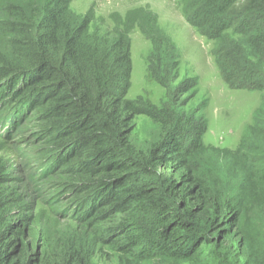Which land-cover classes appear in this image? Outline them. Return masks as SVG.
<instances>
[{
	"label": "trees",
	"instance_id": "trees-1",
	"mask_svg": "<svg viewBox=\"0 0 264 264\" xmlns=\"http://www.w3.org/2000/svg\"><path fill=\"white\" fill-rule=\"evenodd\" d=\"M235 1L183 0V11L218 36ZM71 2L0 0V104L8 105L0 140L12 149H0V264H90L104 246L126 264H264V168L241 145L219 149L201 135L185 144L172 108L162 112L159 142L137 147L131 138L137 116L158 119L127 97L130 28L154 45L148 78L170 92L178 69L156 15L131 10L106 30ZM253 6L264 0H248V15ZM258 19L242 20L240 46L217 59L229 61L234 88L264 89ZM209 153L233 159L242 181L223 185L202 159Z\"/></svg>",
	"mask_w": 264,
	"mask_h": 264
},
{
	"label": "rangeland",
	"instance_id": "rangeland-1",
	"mask_svg": "<svg viewBox=\"0 0 264 264\" xmlns=\"http://www.w3.org/2000/svg\"><path fill=\"white\" fill-rule=\"evenodd\" d=\"M247 4L248 0H236L230 4L226 8L230 21L226 26L222 25L225 27L218 36L215 33L210 36L186 18L183 0H72V11L77 14L92 11L96 18L103 20L106 30L114 27L115 18L122 21L131 10H148L156 15V25L161 33L174 44L173 57L176 56L178 69L173 88L168 92L162 84L147 76L148 56L154 45L137 25L128 31L131 72L127 97L142 104L144 109H148L149 103L153 107L150 111L155 112L158 119L154 122L144 114L134 119L131 138L137 147H148L161 140L162 123H166L162 112L166 110L167 113L172 108L183 117L187 127L185 132H179V138L185 144L190 145L201 135L202 143L215 148L233 151L241 145L257 162L256 169L264 168V138L255 130L259 129L264 135V89L232 87L230 77L225 78L229 61H224L222 67L219 65V59H225L226 51L233 53L235 46H240L242 20L253 21L258 16L264 27V7L253 6L248 15ZM203 19H198L200 24ZM251 57L255 60L261 58ZM7 112V102H2L0 116ZM0 149L3 154H12L8 139L0 140ZM202 159L207 165L215 164L223 185L228 188L242 181V171L234 165L233 159L218 158L212 153L202 155ZM33 201L37 200L34 198ZM38 208L49 213L42 203L36 204L35 210ZM119 256L104 246L92 256L90 264H126ZM139 264L166 263L142 259Z\"/></svg>",
	"mask_w": 264,
	"mask_h": 264
}]
</instances>
